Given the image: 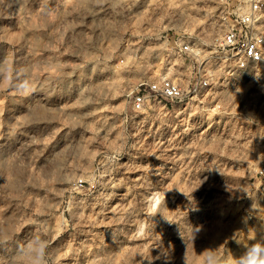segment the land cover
Instances as JSON below:
<instances>
[{"label":"rangeland","instance_id":"1","mask_svg":"<svg viewBox=\"0 0 264 264\" xmlns=\"http://www.w3.org/2000/svg\"><path fill=\"white\" fill-rule=\"evenodd\" d=\"M222 1L0 0V264H243L264 247V60L214 68L188 108L132 110L142 81L191 83L171 42L210 43Z\"/></svg>","mask_w":264,"mask_h":264},{"label":"built area","instance_id":"2","mask_svg":"<svg viewBox=\"0 0 264 264\" xmlns=\"http://www.w3.org/2000/svg\"><path fill=\"white\" fill-rule=\"evenodd\" d=\"M263 19L264 0H223L214 18L215 33L210 43L195 45L191 37H177L171 42L181 58L195 59L198 65L191 83L184 85L174 76L156 82L142 81L131 94L132 110L142 112L156 102L188 108L219 84L214 68L224 70L225 76L232 79L233 75L261 64L264 60ZM207 47L212 49L211 57L204 61L200 51ZM260 174L264 177V168Z\"/></svg>","mask_w":264,"mask_h":264},{"label":"clouds","instance_id":"3","mask_svg":"<svg viewBox=\"0 0 264 264\" xmlns=\"http://www.w3.org/2000/svg\"><path fill=\"white\" fill-rule=\"evenodd\" d=\"M209 264H211V259H209ZM243 264H264V247L259 244L254 245L243 260Z\"/></svg>","mask_w":264,"mask_h":264}]
</instances>
